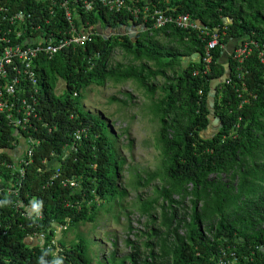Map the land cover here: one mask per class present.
<instances>
[{
  "label": "trees",
  "instance_id": "obj_1",
  "mask_svg": "<svg viewBox=\"0 0 264 264\" xmlns=\"http://www.w3.org/2000/svg\"><path fill=\"white\" fill-rule=\"evenodd\" d=\"M125 1L167 8L172 15L186 13L205 32L173 23L152 28L126 9H78L79 20L94 30L91 40L53 55L39 54L34 62L36 91L28 92L36 99L37 117L22 135L38 140L31 144L25 173L16 180L20 174L10 176L0 164V179H10L0 187L10 184L19 190L16 195L0 191V227L6 230L0 233V264H91L82 237L69 244L58 239L61 251L54 255L27 236L36 230L50 241L57 227L66 231L72 224L93 221L102 202L126 195L118 180L123 159L107 122L78 102L84 88L108 80H134L151 98L149 112L159 124L160 166L138 175L136 182L146 186L159 179L161 184L154 188L155 196L140 203L149 216L145 224H151L143 233L145 253L127 239L131 251L124 258L116 261L111 251V259L98 264H219L221 259L225 264H264V62L258 56L264 50V0ZM46 3L22 0L15 5L41 10L38 20L44 25ZM55 11V29L67 27L63 11L58 6ZM78 18H73L76 25ZM213 33L218 41L206 62L204 51ZM245 41L253 43L241 63L233 51L221 60L228 43L234 42L235 49ZM116 48L128 63H109ZM194 52L199 58L181 65L182 56ZM158 76L164 81L156 86L152 80ZM59 78L63 94L55 93ZM215 79L220 81L212 89ZM156 88L162 95L153 98ZM211 123L215 129L203 136ZM14 130L0 114V162H13ZM54 160L55 165L48 163ZM68 180L79 186L70 187ZM19 198L28 215L11 206ZM156 205L161 228L154 225Z\"/></svg>",
  "mask_w": 264,
  "mask_h": 264
},
{
  "label": "built area",
  "instance_id": "obj_2",
  "mask_svg": "<svg viewBox=\"0 0 264 264\" xmlns=\"http://www.w3.org/2000/svg\"><path fill=\"white\" fill-rule=\"evenodd\" d=\"M17 1L22 0H0V114L6 117L8 123L15 129L14 135H17V141L9 151L13 162L1 161L0 164L5 165L10 170V176L18 172L20 176L16 180H19L25 173L24 166L31 161L33 155L31 144L38 140L34 139L32 135L27 137L22 135L23 131L28 132L31 127V119L37 117L34 113L36 99L33 94L28 92L31 88L36 91L37 82L34 69L36 57L39 54L53 55L61 48L70 45H83L89 42L94 34V30L90 29L87 22L82 23L79 20L78 9L88 12L94 9L96 5L105 7L110 11L126 9L135 17L141 16L143 23H150L152 28H161L168 23H173L182 29H200L205 32L201 29L200 24L196 20H192L186 13L172 15L168 13L167 8H151L148 5L138 7L126 3L125 0H44L47 1L46 16H43L44 25H42L38 20L41 10L18 7L15 5ZM37 1L35 0V2ZM71 3L74 6H71ZM55 6L63 11V17L67 21V27L59 30L55 29ZM75 15L79 16L78 25L73 21ZM45 25H49L47 30L44 28ZM217 41V34L213 33L204 51L203 58L206 62L210 61L211 49L214 48ZM252 43L245 41L233 50V57L238 63H241L250 53ZM258 56L260 61L264 62L263 49L259 51ZM75 138H80L79 132L75 134ZM70 149L71 146H68L64 152L67 153ZM54 157L56 159L57 155ZM56 160L48 161V163L55 165ZM6 182L9 183L10 179L9 181L4 178L0 179V183L5 184ZM68 184L73 188L79 186L77 180H68ZM4 189L6 194L16 195L19 191L18 186L12 187L10 184L0 187V191ZM94 200L96 202L101 201L98 196H95ZM6 203L7 200H4V204ZM11 206L22 215H28L27 212L21 210L23 202L20 198L13 201ZM37 215L39 214L37 213ZM64 227H57L50 241L45 240L43 232L36 230L27 236V240L33 241L34 244L39 243L40 247H44L52 254L57 255L61 251L58 246L57 233L59 229ZM5 232L6 230L0 227V233L4 234ZM219 264H225V262L221 259Z\"/></svg>",
  "mask_w": 264,
  "mask_h": 264
},
{
  "label": "rangeland",
  "instance_id": "obj_3",
  "mask_svg": "<svg viewBox=\"0 0 264 264\" xmlns=\"http://www.w3.org/2000/svg\"><path fill=\"white\" fill-rule=\"evenodd\" d=\"M165 40L162 39V41ZM232 45L230 42L224 47L225 52L221 59L223 62L233 48ZM117 61L125 63L129 61L127 57H124V51L121 48L113 51L109 63L114 64ZM152 81L159 86L164 78L158 76ZM55 93H64V82L60 78ZM126 93L131 94L132 98L127 97ZM161 95L162 91L156 88L153 98ZM124 99L126 103L121 102ZM78 102H81L84 109L100 115L107 122L110 129L109 135L114 139L117 154L123 159L118 180L119 186L126 191V195L102 202L93 221L72 224L66 231L59 229L58 239L69 244L72 241H78L80 237L84 238L88 245L87 251L91 264L111 259V251L115 252L116 261L124 258L131 251L126 244L127 239L135 242L144 254L146 249L144 243L147 237L143 233L147 232V226L151 224H145L149 221V216L141 212L140 203L155 196L154 188L161 184L159 179H153L146 186L136 182L138 175L144 177L146 173L160 166V151L156 142L159 124L149 112L151 98L134 80L119 82L108 80L104 85L92 84L84 88ZM214 129L215 126L211 123L202 135L208 136ZM185 204L188 206V200H185ZM153 213L156 215L154 225L161 228L162 216L157 205Z\"/></svg>",
  "mask_w": 264,
  "mask_h": 264
},
{
  "label": "water",
  "instance_id": "obj_4",
  "mask_svg": "<svg viewBox=\"0 0 264 264\" xmlns=\"http://www.w3.org/2000/svg\"><path fill=\"white\" fill-rule=\"evenodd\" d=\"M233 45V48H234V45L235 43L233 42L232 43ZM225 52V51H224ZM226 54V53H225ZM199 58V53L198 52H194L192 53L191 55L187 56V55H184L182 56V60H181V65H186L190 60L192 61H196L197 59ZM219 79H215L211 82L210 86L212 89L215 88L216 84L219 83Z\"/></svg>",
  "mask_w": 264,
  "mask_h": 264
},
{
  "label": "clouds",
  "instance_id": "obj_5",
  "mask_svg": "<svg viewBox=\"0 0 264 264\" xmlns=\"http://www.w3.org/2000/svg\"><path fill=\"white\" fill-rule=\"evenodd\" d=\"M41 264H43V260L41 261ZM56 264H61L60 261H56Z\"/></svg>",
  "mask_w": 264,
  "mask_h": 264
},
{
  "label": "crops",
  "instance_id": "obj_6",
  "mask_svg": "<svg viewBox=\"0 0 264 264\" xmlns=\"http://www.w3.org/2000/svg\"><path fill=\"white\" fill-rule=\"evenodd\" d=\"M234 48L231 49V51L229 53H231L233 51Z\"/></svg>",
  "mask_w": 264,
  "mask_h": 264
}]
</instances>
